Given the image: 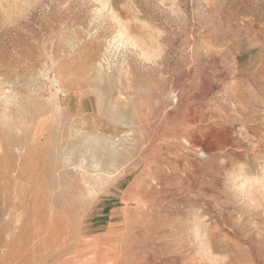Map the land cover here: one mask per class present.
I'll return each mask as SVG.
<instances>
[{
    "label": "rangeland",
    "instance_id": "obj_1",
    "mask_svg": "<svg viewBox=\"0 0 264 264\" xmlns=\"http://www.w3.org/2000/svg\"><path fill=\"white\" fill-rule=\"evenodd\" d=\"M7 255L264 264V0H0Z\"/></svg>",
    "mask_w": 264,
    "mask_h": 264
},
{
    "label": "bare ground",
    "instance_id": "obj_2",
    "mask_svg": "<svg viewBox=\"0 0 264 264\" xmlns=\"http://www.w3.org/2000/svg\"><path fill=\"white\" fill-rule=\"evenodd\" d=\"M112 1H114V0H112ZM179 4V3H178ZM249 18V17H248ZM11 27V26H10ZM143 167V166H142ZM144 169V168H143ZM135 171V170H134ZM16 201V200H15ZM18 203V202H17ZM16 205V204H15ZM263 205V204H262ZM19 212V211H18ZM19 216H21V215H19ZM55 216V215H54ZM5 218V217H4ZM61 219V218H60ZM17 220V219H16ZM19 220V219H18ZM59 220V219H58ZM16 223V222H15ZM49 223V222H48ZM50 224V223H49ZM58 226V225H57ZM5 229V228H4ZM45 234V233H44ZM62 238L63 237H61V240H62ZM60 240V241H61ZM16 243V242H15ZM21 243V242H20ZM23 244V243H22ZM2 245H4V244H2ZM61 245H62V242H61ZM4 247H5V245H4ZM4 247H3V249H4ZM2 249V248H1ZM5 250V249H4ZM20 250V249H19ZM14 251V250H13ZM5 252V251H4ZM3 253V252H2ZM67 256V255H66ZM2 257V256H1ZM19 257H22V258H25V255H22V256H19ZM29 257H30V254H29ZM8 259H10V260H8ZM32 259V258H31ZM88 259V258H87ZM116 259V258H115ZM71 260V259H70ZM83 260V259H82ZM85 260V259H84ZM74 261V260H73ZM79 261H81V260H79ZM111 261V260H110ZM113 261H115V260H113ZM116 262V261H115ZM23 264V261H19V260H15V257L14 256H11V258H10V256L9 255H7V258L6 259H3V263H1V264ZM85 263H86V261H85ZM85 263H83V264H85ZM109 263V262H108ZM25 264H26V262H25ZM27 264H34V263H27Z\"/></svg>",
    "mask_w": 264,
    "mask_h": 264
}]
</instances>
